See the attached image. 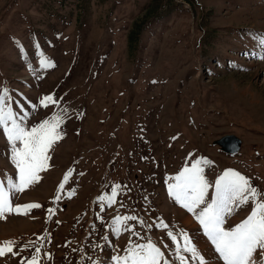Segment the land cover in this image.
Returning <instances> with one entry per match:
<instances>
[{
  "label": "rangeland",
  "instance_id": "obj_1",
  "mask_svg": "<svg viewBox=\"0 0 264 264\" xmlns=\"http://www.w3.org/2000/svg\"><path fill=\"white\" fill-rule=\"evenodd\" d=\"M261 37L264 0H0V86L17 118L28 112L31 127L65 110L40 182L12 199L42 207L0 219V241H16L19 252L0 264H20L36 247L39 264H114L130 240H151L179 264L167 232L181 230L208 264H223L194 215L170 197L168 177L206 158L209 200L228 169L264 193ZM41 53L55 67L40 68ZM45 95L59 104L40 107ZM225 135L240 141L231 156L212 144ZM8 152L0 130V180L16 175ZM116 185L111 207L98 201ZM251 210L240 208L225 227ZM132 215L138 220L116 235L115 217Z\"/></svg>",
  "mask_w": 264,
  "mask_h": 264
},
{
  "label": "snow or ice",
  "instance_id": "obj_2",
  "mask_svg": "<svg viewBox=\"0 0 264 264\" xmlns=\"http://www.w3.org/2000/svg\"><path fill=\"white\" fill-rule=\"evenodd\" d=\"M258 42L264 46V37ZM259 58L264 59V55ZM39 67L49 69L55 67V64L41 53ZM10 100L9 90L0 86V130L8 144V159L16 169L15 176L5 175L4 180H0V219H6L7 215L11 214L27 215L32 209L42 207L38 203L14 205L12 199L18 193H23L30 186L40 182L39 173L46 171L49 166L50 150L63 138L61 126L65 118V110H61L36 125L26 127L24 120L29 113L24 112L18 119L9 103ZM58 104L59 100L53 95H45L39 100V106L44 108ZM32 107L37 106L33 104ZM210 163L206 158H201L190 167H184L179 174L168 177L169 181H174L167 185L170 197L194 215L223 264H264V193L254 187L244 175L228 169L215 180V194L209 200V188L213 185L205 177L204 166ZM70 176L71 171L65 174L53 202L61 198L60 192L63 191ZM119 188L120 186L116 185L107 199L100 196L97 198L98 201H103L111 207L116 202L115 197ZM68 195L69 197L74 195V190ZM248 204L252 205L249 215L233 227L226 228L228 217ZM103 207L104 204H101V209ZM54 213L55 208L48 209V218L50 219ZM137 220L138 217L135 215L115 217L112 222L114 233L120 235L122 225ZM139 222L142 225L144 223L142 220ZM159 227L167 229L168 225L161 223ZM125 230L131 231L126 227ZM133 235L139 234L133 232ZM167 236L176 246L175 255L179 264H189V257L183 253L190 254L191 260L198 264H208L187 232L181 230L179 234H174L168 231ZM102 238L107 240L106 236ZM15 246L14 240L0 241V257L8 253L19 255V252L13 251ZM124 251L126 255L111 257L114 264H170L165 253L151 240L147 243H134L130 240ZM39 253L40 248L36 247L35 254L27 260H21L20 264H39ZM93 264L97 262L94 261Z\"/></svg>",
  "mask_w": 264,
  "mask_h": 264
},
{
  "label": "water",
  "instance_id": "obj_3",
  "mask_svg": "<svg viewBox=\"0 0 264 264\" xmlns=\"http://www.w3.org/2000/svg\"><path fill=\"white\" fill-rule=\"evenodd\" d=\"M225 155H233L239 150L240 141L232 135L222 136L212 142Z\"/></svg>",
  "mask_w": 264,
  "mask_h": 264
}]
</instances>
